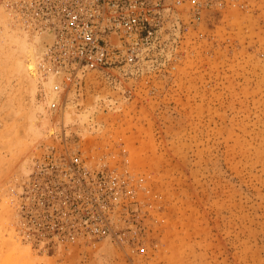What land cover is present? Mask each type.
Returning a JSON list of instances; mask_svg holds the SVG:
<instances>
[{
    "label": "rangeland",
    "instance_id": "obj_1",
    "mask_svg": "<svg viewBox=\"0 0 264 264\" xmlns=\"http://www.w3.org/2000/svg\"><path fill=\"white\" fill-rule=\"evenodd\" d=\"M229 6L165 32L151 73L139 66L85 72L82 110L74 75L49 99L42 78L33 93L0 50V263L101 264L96 252L105 240L46 248L21 233L28 186L43 180L37 174L48 148L64 143L78 146L90 168L144 178L116 194L121 225L111 238L112 264H264V0ZM53 65L57 71L45 67ZM99 99L104 108L94 116ZM32 111L45 113L46 127L58 126L61 137L55 128L36 138ZM80 111L101 130L69 134L67 118ZM73 135L81 137L70 141ZM25 154L37 170L20 184Z\"/></svg>",
    "mask_w": 264,
    "mask_h": 264
},
{
    "label": "built area",
    "instance_id": "obj_2",
    "mask_svg": "<svg viewBox=\"0 0 264 264\" xmlns=\"http://www.w3.org/2000/svg\"><path fill=\"white\" fill-rule=\"evenodd\" d=\"M230 0H23L30 19L56 27L60 63L73 59L88 70L122 66L135 58L139 44L156 27L170 20L174 6L201 22ZM167 30V28L165 29ZM118 33V39L115 34ZM116 41V42H115ZM118 42L120 43L118 45ZM47 162L32 182L20 206L23 234L46 248L76 240L96 241L108 228V216L119 190L140 183L121 184L103 169L88 168L79 149L67 156L51 148ZM45 179V180H44ZM45 183L47 190L35 184ZM40 190V191H39ZM129 192V191H128ZM132 196V195H131Z\"/></svg>",
    "mask_w": 264,
    "mask_h": 264
},
{
    "label": "bare ground",
    "instance_id": "obj_3",
    "mask_svg": "<svg viewBox=\"0 0 264 264\" xmlns=\"http://www.w3.org/2000/svg\"><path fill=\"white\" fill-rule=\"evenodd\" d=\"M22 1L23 0H4L3 3L0 2V50H2V53L10 54L14 58V67L20 74H22V78L28 81L29 86L32 85L31 89L33 93L36 94L39 88H41L39 87L40 83L38 78H42L43 83L45 82V86L42 88L43 91L45 90L47 94L46 96L49 99L53 95L56 86L65 85L66 79L74 75L75 78L73 77L72 85L77 88L75 106L78 108V110H82L85 104V75L91 71L88 70L85 65L82 66L73 59H67L68 61H65L62 64L58 62L57 56H55V58L52 57L57 49L59 51L60 48V37L58 30H56V27L48 26L43 22H35V20L30 19L27 8ZM234 2L235 0H230V4H228L226 1L225 6H222L221 10L225 9L226 7H230L229 5ZM188 15V13L183 12L180 9H176L174 6L173 11L171 12L170 20L166 19L164 21L166 22L164 23V26L156 27L147 35V41L139 44L138 48L136 49L135 58L132 61H128L120 67L114 66L112 68H104L100 72L102 74L104 72V76L110 75L111 73L113 74L114 71L126 74L128 73L126 70H128L129 67L131 70L133 69L132 67L135 66H139V70L142 74L153 72L155 70V64L157 60L153 59L155 57L152 58V56L156 53V49L163 41L165 36H163V34L165 32L168 34L170 28L175 27L177 22H191L188 19ZM184 16L187 17L186 20L183 18ZM23 22L26 25H24ZM166 28L167 30H165ZM177 32L179 34L180 27L177 29ZM115 37L118 39V33L115 34ZM119 44L120 43L118 42V45ZM49 62L57 65L60 70L57 69V71H55L54 65L53 67H45L49 65ZM37 69H39L40 72L39 76H37L36 73ZM35 94L34 97H36ZM103 108V100L99 99L97 101L96 107L94 108L93 115L95 116L99 114ZM90 116L91 115L87 111H80L79 114L77 113L76 120H73L68 116L65 130L69 134H79L81 136H88L93 130L100 131L101 125H89L88 118ZM28 117V129L32 131L36 138L39 136L47 137L48 135L54 133L55 128V134L57 137H61V128L58 126L54 129L46 127L47 120L45 113L41 112L39 115H36V113L32 111ZM79 135L71 136L69 138L70 141L71 138L81 137ZM77 140L80 141L79 138H77ZM59 146L61 147L57 148L66 154V156L68 148L77 149L78 147L67 146L64 143ZM84 163L88 168H90L88 162L84 161ZM17 168V181L22 184L21 180L25 178L27 179L29 176L31 177L36 173V163L32 154H25L18 161ZM39 168H41L40 165ZM90 169L92 170L93 168ZM108 174L112 175L114 178H118L121 184L124 183L125 186L126 182H128V178H135V180L140 184L144 181V178H136L129 172L120 174L117 171H110ZM18 189H20V187ZM20 190L23 189L21 188ZM122 190H119L118 193L120 194ZM126 191L128 194V190ZM118 196L119 195H116L113 199V206L108 216V228L98 239L105 240L103 241L102 246L98 249V254L96 252V255L99 256V261H102L101 264H112V261L115 257V250L111 238L117 234L118 227L121 225V220L118 218V206H120L117 205L119 204L117 203Z\"/></svg>",
    "mask_w": 264,
    "mask_h": 264
}]
</instances>
